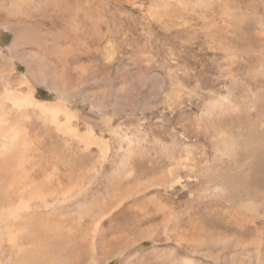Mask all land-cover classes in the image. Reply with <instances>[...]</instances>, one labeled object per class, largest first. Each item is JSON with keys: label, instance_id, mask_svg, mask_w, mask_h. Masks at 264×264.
Listing matches in <instances>:
<instances>
[{"label": "rangeland", "instance_id": "1", "mask_svg": "<svg viewBox=\"0 0 264 264\" xmlns=\"http://www.w3.org/2000/svg\"><path fill=\"white\" fill-rule=\"evenodd\" d=\"M8 1L0 97L23 78L107 146L70 141L81 191L38 207L84 240L106 215L91 264H264V0Z\"/></svg>", "mask_w": 264, "mask_h": 264}, {"label": "bare ground", "instance_id": "2", "mask_svg": "<svg viewBox=\"0 0 264 264\" xmlns=\"http://www.w3.org/2000/svg\"><path fill=\"white\" fill-rule=\"evenodd\" d=\"M8 2L2 11L18 15L27 11L32 0ZM10 48L14 55L15 48ZM0 55L3 60L7 57L1 50ZM23 60L26 63L28 61ZM26 66L29 67L28 63ZM11 72L12 68L9 74ZM27 74L34 76L29 68ZM16 78L19 79L17 85L5 87L0 97V264H81V256H86V264H91L96 260V235L106 215H102L92 227V236L84 240L80 238L81 233L78 234L81 229L76 223L82 222V219L72 220L74 217L71 215L72 219L68 218L70 222L62 224L56 219H59V215L54 216L48 209L42 212L38 207L47 203L43 201L47 184L54 185L48 192L51 197H55L51 202H56L61 190L63 202L81 191L76 183L79 180L76 158L67 161L62 158L63 155L76 152L70 141L77 142L84 150L91 148L94 141L102 144L101 159L106 154L107 146L91 129L79 131L74 124L75 112L61 102L45 103L35 98L27 81ZM48 79V75H44L43 80ZM5 105H9L16 113L6 111ZM41 122L48 125L46 129L42 128ZM58 135L65 139L62 145L55 140ZM62 176L69 181L64 183ZM164 233L168 235L169 230L164 228ZM183 241L192 248L205 247L207 244L204 239L200 242L193 239ZM75 243L76 255L73 254ZM216 243H219V239L208 245ZM78 245L84 251H79ZM207 255L211 256L210 253Z\"/></svg>", "mask_w": 264, "mask_h": 264}]
</instances>
